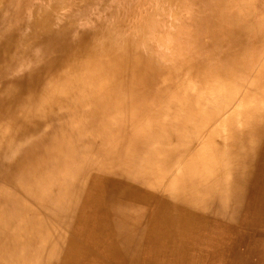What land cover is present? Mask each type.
Instances as JSON below:
<instances>
[{"label":"bare ground","instance_id":"6f19581e","mask_svg":"<svg viewBox=\"0 0 264 264\" xmlns=\"http://www.w3.org/2000/svg\"><path fill=\"white\" fill-rule=\"evenodd\" d=\"M0 264H264V0H0Z\"/></svg>","mask_w":264,"mask_h":264},{"label":"rangeland","instance_id":"374dc122","mask_svg":"<svg viewBox=\"0 0 264 264\" xmlns=\"http://www.w3.org/2000/svg\"><path fill=\"white\" fill-rule=\"evenodd\" d=\"M73 0H66V2H72ZM75 1V0H74ZM76 2H78V1H76ZM75 5V4H74ZM77 5H79L78 3L75 5V6H77ZM70 5H65L64 7H63V9H61V10H58V14H62V12L64 13L65 12V10H67V8H69L70 9V7H69ZM75 6L73 7V9H75Z\"/></svg>","mask_w":264,"mask_h":264}]
</instances>
